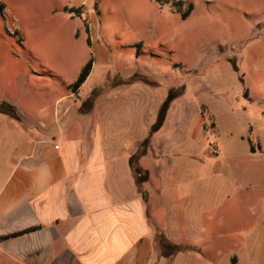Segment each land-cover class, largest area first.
I'll use <instances>...</instances> for the list:
<instances>
[{
  "label": "rangeland",
  "instance_id": "rangeland-1",
  "mask_svg": "<svg viewBox=\"0 0 264 264\" xmlns=\"http://www.w3.org/2000/svg\"><path fill=\"white\" fill-rule=\"evenodd\" d=\"M182 1V11L192 7L184 20L152 0H0V106L36 120L51 117L57 102L80 106L93 95V103H101L115 89L134 87L121 98L133 94L145 105L133 130L124 124L118 141L132 153L148 136L167 92L181 90L149 140L152 155L138 161L150 177L146 206L156 246L160 238L186 250L161 262L155 246L157 260L264 264V183L227 174L220 162L231 155L235 133L262 121L264 106L247 102L242 92L248 85L253 95H264V57L254 82L243 58L247 38L248 47L258 42L264 52V0ZM95 47L106 64L93 63L75 96L70 87ZM228 61L247 75L243 84ZM1 124L11 130L10 120ZM65 125L66 139L85 145L84 133L74 129L79 125ZM237 150L247 153L243 146ZM161 173L160 184L171 196L164 206L166 192L156 181ZM0 264L15 263L0 252Z\"/></svg>",
  "mask_w": 264,
  "mask_h": 264
},
{
  "label": "crops",
  "instance_id": "crops-1",
  "mask_svg": "<svg viewBox=\"0 0 264 264\" xmlns=\"http://www.w3.org/2000/svg\"><path fill=\"white\" fill-rule=\"evenodd\" d=\"M250 40L244 41L243 58L252 68L250 79L254 82L264 52L258 42L248 47ZM102 54L100 48H93L94 64L97 61L106 64ZM240 68L235 73L243 84L247 75L241 74ZM78 91L72 94L77 96ZM127 91L115 89L108 99L94 103L85 114L79 112L80 106H60L58 102L49 118L34 120L33 115L17 112L20 122L7 116L12 122L11 126L8 124L11 130L1 124L9 120L1 118L0 252L4 257L13 259L15 264H160L164 261L163 257L161 262L157 260L147 216L150 177L139 191L129 165V159L142 142L132 153L118 146V141L125 137L124 124L127 128L131 124L132 131L145 105L133 94L132 98L122 99ZM242 95L247 102L264 106V95H253L250 86L243 87ZM260 117L262 121L254 122L252 131L248 125L245 133H235L231 155L220 161L227 174L241 176L256 185L264 183V113ZM69 121L79 125L74 129L84 133L85 145L66 139L65 123ZM34 122L39 124V129L31 124ZM240 145L247 148L246 154L236 155ZM151 149L148 143L140 160L146 159L149 152L152 155ZM155 160L158 167L160 158ZM192 165L190 162L189 168ZM159 176L156 181L162 190L163 173ZM158 191L154 189L153 194ZM170 197L167 192L162 195L163 206ZM29 229L33 230L5 238Z\"/></svg>",
  "mask_w": 264,
  "mask_h": 264
},
{
  "label": "trees",
  "instance_id": "trees-1",
  "mask_svg": "<svg viewBox=\"0 0 264 264\" xmlns=\"http://www.w3.org/2000/svg\"><path fill=\"white\" fill-rule=\"evenodd\" d=\"M152 1L156 5H158L159 7H162L164 5H169L170 9L173 12L180 14V17L182 20L186 19V17L190 14L191 9H192L191 5H188L186 7V10L182 11V7L184 6V2L182 0H152ZM77 11L78 10H72L71 9L69 12L71 14H73ZM88 43H89V41H88ZM140 47H141V44H138V49ZM138 54H139V50H137V52H136V55H138ZM229 63H231L232 70L234 72H237L238 69L235 66V64H233L232 61H229ZM92 67H93V58L91 57V59L86 63V65L80 71L75 82L71 85L70 89H71L72 93H76L78 91V89L83 85V83L85 82V80L89 76ZM181 94H182L181 90H178V91L169 90L167 92L165 99L163 100V102L161 103V105L158 109L155 122L153 123V125L150 128L149 136L142 141V143L140 144L136 153L134 155H132L131 158L129 159L130 169H131V172L134 176L136 187L139 191L141 190L142 184H144L148 181L149 176H148V172L141 169V167L138 165V161L143 156H145V154H146V150L148 147L150 136L152 134L156 133L162 127V125L166 119V115H167V112L170 108L171 103L176 98H178ZM93 101H94V96L91 95L89 98H87L80 105L79 112L82 114L88 113L93 107V104H94ZM0 114H4L16 122H20V117H19L16 109H14L12 107L5 106V105L0 106ZM142 197L145 200V194L144 193H142ZM32 230L33 229H29V230H26V231H23V232H20L17 234L10 235V236L5 237V238L22 235V234L30 232ZM2 239H4V238H2ZM157 242H158L157 246L159 247V250L162 251V253H160V256L163 258L173 257L179 253H183L186 251L184 248H182L181 246H178V245L166 246L160 238L158 239ZM166 250H169L170 252L166 253Z\"/></svg>",
  "mask_w": 264,
  "mask_h": 264
},
{
  "label": "built area",
  "instance_id": "built-area-1",
  "mask_svg": "<svg viewBox=\"0 0 264 264\" xmlns=\"http://www.w3.org/2000/svg\"><path fill=\"white\" fill-rule=\"evenodd\" d=\"M214 153H216V152H214Z\"/></svg>",
  "mask_w": 264,
  "mask_h": 264
}]
</instances>
